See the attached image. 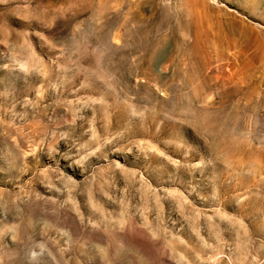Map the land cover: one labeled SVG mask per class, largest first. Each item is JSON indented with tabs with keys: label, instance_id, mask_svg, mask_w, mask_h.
I'll return each mask as SVG.
<instances>
[{
	"label": "rangeland",
	"instance_id": "rangeland-1",
	"mask_svg": "<svg viewBox=\"0 0 264 264\" xmlns=\"http://www.w3.org/2000/svg\"><path fill=\"white\" fill-rule=\"evenodd\" d=\"M0 264H264V0H0Z\"/></svg>",
	"mask_w": 264,
	"mask_h": 264
}]
</instances>
